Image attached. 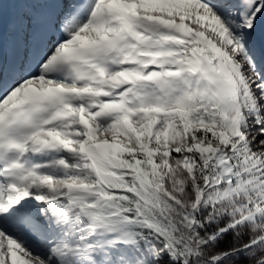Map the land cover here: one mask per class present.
<instances>
[{"label":"snow or ice","instance_id":"obj_1","mask_svg":"<svg viewBox=\"0 0 264 264\" xmlns=\"http://www.w3.org/2000/svg\"><path fill=\"white\" fill-rule=\"evenodd\" d=\"M0 264H264V0H0Z\"/></svg>","mask_w":264,"mask_h":264}]
</instances>
